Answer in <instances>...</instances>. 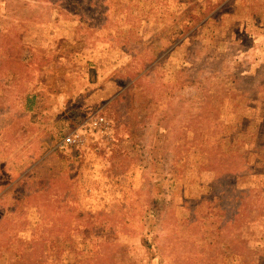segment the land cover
<instances>
[{"label":"rangeland","instance_id":"rangeland-1","mask_svg":"<svg viewBox=\"0 0 264 264\" xmlns=\"http://www.w3.org/2000/svg\"><path fill=\"white\" fill-rule=\"evenodd\" d=\"M45 3L0 73V264H264V0Z\"/></svg>","mask_w":264,"mask_h":264},{"label":"trees","instance_id":"trees-1","mask_svg":"<svg viewBox=\"0 0 264 264\" xmlns=\"http://www.w3.org/2000/svg\"><path fill=\"white\" fill-rule=\"evenodd\" d=\"M0 3L6 4L3 8L5 13L4 15L5 21L7 22L8 25V26H4V28H1L0 30V73H3V69L4 71H8V72H14V71L22 72L23 71L22 68L29 66L23 61L26 51L29 53V57L27 58V61L31 65L34 54L39 51L38 48L32 47L29 44L25 45V40L22 34V30L23 28L26 27L28 22L33 21L35 19V18H27L26 16H31L39 13L38 7L43 6L45 2L41 1L39 6L38 7L36 6L34 8V11L33 10L26 11L29 5L26 6L24 0H20V1L0 0ZM52 3L55 9L59 7L61 11L64 10L71 11L73 9H76L73 15L78 14L80 17H82L80 14L81 7H83L82 0H57V1L47 0L45 5L46 4L49 5ZM8 83L11 82L8 81ZM21 91H26V90L22 89ZM23 93L26 94L25 96L27 97V100L29 102V107L26 109V111L32 112L33 106L37 103V98L26 92ZM50 143L51 142H49L48 146L46 145L48 148L45 147L48 150L53 149V147L55 146V145H51ZM256 163L257 161H252V164L256 165ZM253 167L255 168L254 165ZM152 248L153 247H150V250L154 251ZM91 259H95V258H91ZM91 263L92 261H85L83 264H91ZM150 264H159V261L156 256H153Z\"/></svg>","mask_w":264,"mask_h":264},{"label":"built area","instance_id":"built-area-1","mask_svg":"<svg viewBox=\"0 0 264 264\" xmlns=\"http://www.w3.org/2000/svg\"><path fill=\"white\" fill-rule=\"evenodd\" d=\"M103 125V120H100L98 122H96V127L98 129H100ZM66 143L69 144V145H73L75 143V140L73 137H69L67 140H66Z\"/></svg>","mask_w":264,"mask_h":264},{"label":"crops","instance_id":"crops-1","mask_svg":"<svg viewBox=\"0 0 264 264\" xmlns=\"http://www.w3.org/2000/svg\"><path fill=\"white\" fill-rule=\"evenodd\" d=\"M80 51H81V49H79ZM78 56V55H77ZM77 59V57L75 56V60ZM27 60V59H26ZM27 65H29L30 66V63H28V61H24ZM17 72H19V71H17Z\"/></svg>","mask_w":264,"mask_h":264}]
</instances>
